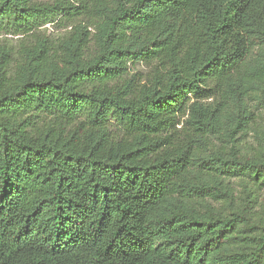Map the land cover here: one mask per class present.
Here are the masks:
<instances>
[{"label": "trees", "instance_id": "16d2710c", "mask_svg": "<svg viewBox=\"0 0 264 264\" xmlns=\"http://www.w3.org/2000/svg\"><path fill=\"white\" fill-rule=\"evenodd\" d=\"M1 36L0 264H264V0H0Z\"/></svg>", "mask_w": 264, "mask_h": 264}, {"label": "rangeland", "instance_id": "374dc122", "mask_svg": "<svg viewBox=\"0 0 264 264\" xmlns=\"http://www.w3.org/2000/svg\"><path fill=\"white\" fill-rule=\"evenodd\" d=\"M44 29L46 30L47 35L52 36V37H58L60 35H63L66 32V30H57L52 25H47L46 27H44ZM0 39L7 40V42L13 45V47H16L19 44L18 37L1 36ZM131 70L133 74L136 73L137 71L145 72L146 67L144 63H141V64H137ZM254 104L258 111L259 117L256 120L255 130L251 133L250 141L256 143V141L258 140L264 141V90L256 94ZM231 183H233V187L235 188L237 194L245 192L244 186L241 184V182L238 179L232 177ZM260 195L261 194H259L258 196Z\"/></svg>", "mask_w": 264, "mask_h": 264}]
</instances>
